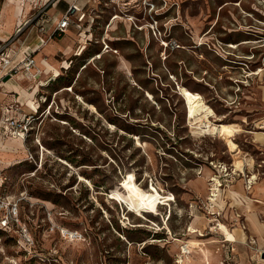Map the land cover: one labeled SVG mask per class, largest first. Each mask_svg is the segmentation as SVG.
Segmentation results:
<instances>
[{
    "label": "rangeland",
    "instance_id": "1",
    "mask_svg": "<svg viewBox=\"0 0 264 264\" xmlns=\"http://www.w3.org/2000/svg\"><path fill=\"white\" fill-rule=\"evenodd\" d=\"M97 3L84 13L98 12L101 33L84 54L52 84L54 73L40 72L24 85L46 83L27 104L36 111L21 154L3 159L0 149V192L21 194L34 240L0 233V264H199L212 241H239L235 224L256 237L250 221L264 227V204L251 207L243 191L255 174L249 195L264 202V0ZM181 85L203 97L215 122L243 125L234 135L241 156L218 134L193 131ZM244 203L247 211L235 207Z\"/></svg>",
    "mask_w": 264,
    "mask_h": 264
},
{
    "label": "crops",
    "instance_id": "2",
    "mask_svg": "<svg viewBox=\"0 0 264 264\" xmlns=\"http://www.w3.org/2000/svg\"><path fill=\"white\" fill-rule=\"evenodd\" d=\"M22 4V5H21ZM97 0H12L6 2L3 7L1 8V18H0V40L7 39L12 35L14 32L15 25H20L27 16L31 12L40 11L43 17V24L45 25L47 31L46 34L41 33L37 30L35 25L27 26L24 31L22 32L20 37L17 38L16 42L12 45L13 50V61L17 62L21 58L24 57L25 54L29 51H33V57L38 65L41 68V73L43 75H47L48 72H53L54 76L49 79V85L52 84L57 77H60L63 71L68 70L71 67V63L73 60L78 59L81 57L86 48L87 43L91 41V38H94V35L99 36L101 31L99 28L101 26L99 21H92L95 13H87L85 14L84 11H87L88 8L96 6ZM24 5V6H23ZM69 5H75L78 7L79 10L75 12V14L70 18L69 26L64 30V32L60 34H55L50 39H47L45 42L42 43L40 38L46 39L47 35L50 34L59 18L65 12V10L69 7ZM23 6V8H22ZM98 6V5H97ZM27 15V16H26ZM90 18V19H88ZM3 29V31H2ZM101 30V29H100ZM96 32V33H95ZM82 40L84 41L85 47L80 52L81 47L83 46ZM42 43V44H41ZM78 70H75V73ZM57 74V75H55ZM59 74V75H58ZM60 79V78H59ZM31 82V78L27 77L23 74H15L12 76H6L2 83L0 84V115L2 113V109L8 105L9 103L17 102L21 107V110L25 114H29L33 111L27 104L29 103L30 98H34V95L40 94V89L43 87L40 85L38 91H35V88H32V84L28 85L26 88L24 85L26 83ZM15 84L20 88L29 91L30 95L28 97L23 96L16 88ZM37 86V85H36ZM46 86V85H45ZM56 91V90H54ZM35 92V93H34ZM35 99V98H34ZM36 103V100H33ZM27 102V103H24ZM33 104V103H32ZM37 104V103H36ZM1 142H8L15 145V141L20 139L6 137L3 138L0 135ZM17 149V150H16ZM12 152V151H11ZM24 152V151H22ZM12 154H21V144L16 145V148L8 157L7 159L12 158ZM255 187V186H254ZM253 185L246 189L249 193H244L246 196L252 198L251 207H256L258 205L264 204L262 200L250 196L249 194L253 193L254 189ZM229 192V191H228ZM230 193V192H229ZM230 198L229 207L232 204V198ZM255 200H260V202H256ZM246 203L235 206V207H245ZM227 206V201L226 205ZM246 209V207H245ZM247 211V209H246ZM249 213V212H248ZM252 213V212H251ZM246 219H250V216H246ZM252 221L257 222V225H254ZM251 224L256 229V237H254L256 241V248L261 250V255L264 252L262 250L264 248V237L260 233V229L264 230V227L258 220H252ZM236 227L232 229L231 234H234L239 241L232 242L234 247L233 252H229L226 243H222L220 241H212L213 243L208 244V249L210 251V258L208 259L207 256H200L199 264H253L256 257L253 255V251L243 243L246 238V232L241 225L235 224ZM235 230V231H234ZM245 233V234H244ZM241 234V236H240ZM221 235V234H220ZM243 241V242H242ZM201 245H205V243L200 244V248L205 252L207 248L203 249ZM194 247L191 248V250ZM250 249V250H249ZM204 257V258H203ZM179 262V261H178ZM186 264V263H184ZM262 264L261 261L258 263Z\"/></svg>",
    "mask_w": 264,
    "mask_h": 264
},
{
    "label": "built area",
    "instance_id": "3",
    "mask_svg": "<svg viewBox=\"0 0 264 264\" xmlns=\"http://www.w3.org/2000/svg\"><path fill=\"white\" fill-rule=\"evenodd\" d=\"M77 10H79L77 6L69 5V7L57 21L53 31L47 35L46 39L44 40L43 38H40L42 43L53 37V35L64 32V30L69 26L70 18ZM42 19L43 17L41 12L38 10L21 22V25L17 27L15 32L10 35V37L0 40V84L6 76L23 74L33 79L40 74L41 71L38 69L37 63L33 57V51L27 52L23 58L17 62H14L12 45L19 37V33H22L27 26L35 25L39 32L46 34L47 29L43 22H41L43 21ZM31 116L29 114L23 113L21 107L16 101L6 105L2 109V113L0 115L1 137L16 138L25 142L31 129ZM5 180V176H0V187H2V185L5 183ZM20 207L21 194L16 199H9L7 196H3L0 192V233L16 238V241L22 245L30 246L33 245L34 240L32 239L30 228L27 222L21 218ZM215 209L216 211H213V209L212 213L219 214L217 207H215ZM60 233L63 236L68 237H75L77 235L76 231L72 232L67 229H61ZM198 234L203 235L201 232ZM224 239L225 237L220 240V242L223 244L226 243ZM245 243L253 251V255L256 257L253 264H257L258 258L261 256L262 251L256 248V241L254 237H247ZM226 244H228L227 247L229 252H233L234 247L232 242H227ZM180 250L182 251L181 248Z\"/></svg>",
    "mask_w": 264,
    "mask_h": 264
},
{
    "label": "bare ground",
    "instance_id": "4",
    "mask_svg": "<svg viewBox=\"0 0 264 264\" xmlns=\"http://www.w3.org/2000/svg\"><path fill=\"white\" fill-rule=\"evenodd\" d=\"M23 6H22V8H23ZM116 18H118V15H115L112 18L111 24L115 21ZM2 31H3V29H2ZM242 43H245V42H242ZM238 45L239 44H236V43H229L228 44V46L229 47H232V48L237 47ZM107 47H108V45H106V48ZM106 48L103 49V50H100L99 52H97L98 54L95 55V58L100 57L106 51ZM85 67L86 66H84V68ZM260 70L261 69H259V71ZM55 75H57V74H55ZM40 82L41 81H39V83L37 84L38 86H40V85L43 86V85L46 84V83H43V82L40 83ZM15 88L23 96L27 95V92L24 89H22V88L20 90V88L16 84H15ZM64 90H68V91L70 90V91H72V87H67L66 86L64 88ZM178 93H179L180 97L182 98L183 103H184V106H185V118H186L188 124L190 126H192L193 131L195 133H197V134H199V133L200 134H202V133H208L210 135L218 134L219 137L224 141V144L227 147V151L232 156H234V157L235 156L236 157L241 156L242 151L239 149L238 144L235 142L234 135L240 134V133H243V132L246 131L244 129L243 125L240 124V123H235V122H215L213 120V117L216 116V113L211 108V106H209L203 100V97L198 92L193 91V90H191L190 88H188L186 86H182V85L181 86H178ZM77 97H78L79 100H81V102L85 103V101L79 95H77ZM29 102H30V100H29ZM85 104H87V103H85ZM87 105L90 108H93V105L92 104H89L88 103ZM22 141L23 140H21V142L19 140L15 141L14 142L15 145L12 144V143L4 142L2 144V147L0 148L1 149L2 158L3 159H6V157H8L10 155V153H12L14 151V149L16 148V145H20L21 144V149L22 148L24 149V144H23ZM41 149L42 150H45V148L43 147V145H42ZM211 179L213 180L214 185H213V187L211 189L212 192L210 193V197H208V199H209L210 204L212 206V202H216L217 201L218 191H219V187L221 186V181L219 182V179L217 177H215V176L212 177ZM256 183H257L256 175L255 174H252L251 177H250V179H248V181H247V185L246 184L245 185H246V188L249 189L252 185L254 187L256 185ZM245 185H244V187H245ZM228 191L229 192H232L231 190H228ZM252 222H253L254 225H257V222H255V221H252ZM242 228H244V227L242 226ZM193 231H195V230H193ZM240 236H241V234H240ZM260 259L264 261V259L262 257H260ZM186 260L187 261H191L188 255L186 256ZM179 262H182V259H179Z\"/></svg>",
    "mask_w": 264,
    "mask_h": 264
},
{
    "label": "water",
    "instance_id": "5",
    "mask_svg": "<svg viewBox=\"0 0 264 264\" xmlns=\"http://www.w3.org/2000/svg\"><path fill=\"white\" fill-rule=\"evenodd\" d=\"M262 256L264 257V252L262 253Z\"/></svg>",
    "mask_w": 264,
    "mask_h": 264
}]
</instances>
